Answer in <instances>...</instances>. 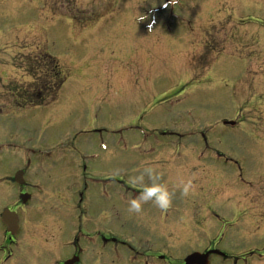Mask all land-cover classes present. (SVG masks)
<instances>
[{
  "label": "rangeland",
  "instance_id": "rangeland-1",
  "mask_svg": "<svg viewBox=\"0 0 264 264\" xmlns=\"http://www.w3.org/2000/svg\"><path fill=\"white\" fill-rule=\"evenodd\" d=\"M70 1H8L15 17L9 20L22 22L25 14L38 23L34 36L48 48L43 56L50 51L60 70L54 78L12 68V81L65 80L54 103L11 114L28 174L72 175L66 160L73 159L107 192L115 178L128 182L121 190L130 197L134 181L149 178L146 168L169 177L170 207L154 204L164 228L132 226L123 211L118 236L134 251L116 258L111 247L102 264H140L149 250L169 254L162 246L187 258L213 244L247 264H264V0H74L71 13L80 22L67 12ZM168 126L185 133L184 162L145 161L150 144L170 140L157 139L151 128L161 133ZM69 142L76 151L67 149ZM5 200L0 197V244ZM54 205L49 199L32 223L26 219L12 264L66 260L77 216L62 211L58 220ZM55 220L62 230L53 229ZM81 264L99 263L83 258Z\"/></svg>",
  "mask_w": 264,
  "mask_h": 264
},
{
  "label": "flooded vegetation",
  "instance_id": "flooded-vegetation-1",
  "mask_svg": "<svg viewBox=\"0 0 264 264\" xmlns=\"http://www.w3.org/2000/svg\"><path fill=\"white\" fill-rule=\"evenodd\" d=\"M8 1L0 0V71L6 72L3 75L0 74V168L5 167L7 169V171L4 170L3 174H0V197L5 198V202H7L3 211L9 209L18 214L19 230L15 237H12L4 226L5 230L1 238L2 244H0V253L2 254L0 264H12L11 260L14 259L15 248L18 249L19 247L18 238L22 233L26 219L28 218L32 223L38 213L47 209L45 204L49 202V199L50 202L55 204L51 209L59 212L58 220L62 218V211L67 212L71 218L77 216L76 225L73 224L69 229L70 241L67 242L66 247L68 250L64 253L67 258L62 264L74 258L77 259L76 264H81L83 258L93 259L102 264L106 261L108 252L112 251L111 247L114 249L116 258L123 252V247H128L134 251L132 245L119 238L118 231L123 227V211H128L129 201L138 197L144 184H151L152 181L149 178H145L143 181L136 180L132 190H129L135 196L130 197L127 194L123 195L121 190L123 185L128 187V182L125 183V181L115 178V186L107 192L100 180L88 174L86 168L82 167L80 163L75 165L73 159L66 160L67 166L72 168L73 172H82L81 175H73L72 172V175L51 178L50 176L36 177L28 174L24 145L21 138H19L21 135H17L11 127V114L25 113V111L32 110V108H42L48 103H54L59 91L65 85V80L59 77L56 80H50L41 76L40 79L33 81L20 79L12 81L9 74L12 68L16 70L24 69L28 72L42 71L44 75L52 73L51 76L54 78L57 75V70L54 56L50 54V51L46 53L50 55L49 57L43 56V52H46L48 48L45 47L46 50H44V47L41 46V39L38 40L34 36V33L39 31L37 29L38 23L27 21L29 15L25 14H21V20L24 19L22 22L9 20L10 17L13 18L14 16L10 12L11 6ZM27 27L28 30H26ZM20 36L23 37V41L20 40ZM35 43L36 45H34ZM26 52L29 53L26 54ZM30 52H34V54H30ZM44 69L47 70L46 73H44ZM159 130L158 128H151L157 139L160 136H166L170 140L169 142L150 144L151 150L144 157V160L153 161L157 164H163L170 160L176 163H178V160L184 162V148L180 139L185 136V133L182 135L170 127L165 128L164 132L161 133ZM136 138L138 137L136 136ZM138 144H135L134 148ZM12 145L16 152H12ZM170 145L172 146L170 147ZM173 147L172 152H175L176 159H170V155H172L170 150ZM67 149L76 151L74 144L71 142L68 143ZM12 159H16L18 163H12ZM178 164L181 165L182 163ZM20 171L25 173L24 183H17L15 180L16 173ZM76 176L82 179L76 180ZM161 179L166 180L162 182L165 185L171 183L169 177L167 180L165 175H163V178L160 176L159 180ZM178 180L179 178H171L172 183ZM130 186L132 187L131 184ZM23 198H27L28 201L24 202ZM127 216L134 221V224H131L132 226L147 225L155 226L158 229L164 228L166 224L163 215L154 208L152 201L143 203L140 213H129ZM182 221L186 226V219L182 217ZM59 224L60 222L55 220L52 225L53 229L62 230ZM146 242H150V240H146ZM162 248H167L166 252L169 254L160 253L158 250H149V252H145L146 259L141 261L140 264H156L155 260L163 264H186V256L181 258L172 255L169 250L170 246H162ZM215 248L216 246L213 244L204 252L212 251ZM92 253L93 255H91ZM136 254L139 257L143 256L138 251H136ZM253 257L254 255H252ZM218 260L221 261L220 264H247L250 262L248 260L242 261L236 255L226 254L210 255L199 264H217ZM159 262L157 264H160Z\"/></svg>",
  "mask_w": 264,
  "mask_h": 264
},
{
  "label": "clouds",
  "instance_id": "clouds-1",
  "mask_svg": "<svg viewBox=\"0 0 264 264\" xmlns=\"http://www.w3.org/2000/svg\"><path fill=\"white\" fill-rule=\"evenodd\" d=\"M143 19V17H142ZM151 27V25H149ZM152 181L151 184H144L138 197L133 198L128 203V211L130 213H140L142 211V204L152 201L157 207L166 210L172 203V193L168 187L159 183L160 174L155 172L153 168L149 167L144 170ZM143 175L137 178L138 181H143ZM135 183V181H134ZM191 186V181L182 184V194L187 195Z\"/></svg>",
  "mask_w": 264,
  "mask_h": 264
},
{
  "label": "water",
  "instance_id": "water-1",
  "mask_svg": "<svg viewBox=\"0 0 264 264\" xmlns=\"http://www.w3.org/2000/svg\"><path fill=\"white\" fill-rule=\"evenodd\" d=\"M21 176V173L18 174V178ZM17 216L16 214L10 213V211H6L3 215V221L8 227V231H10L13 235L16 233L18 226H17ZM199 254H194L190 256L187 260V264H195L199 262Z\"/></svg>",
  "mask_w": 264,
  "mask_h": 264
}]
</instances>
